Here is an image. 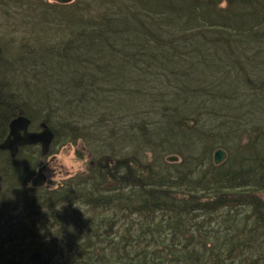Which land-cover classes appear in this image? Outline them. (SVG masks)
Segmentation results:
<instances>
[{"label": "trees", "instance_id": "1", "mask_svg": "<svg viewBox=\"0 0 264 264\" xmlns=\"http://www.w3.org/2000/svg\"><path fill=\"white\" fill-rule=\"evenodd\" d=\"M39 1L70 36L47 45L39 26L11 63L0 41V142L22 114L47 122L51 153L89 140L105 159L35 187L39 148L0 150V264H28L33 250L46 264H264V0H102L86 23L72 4ZM112 57L143 67L144 111L126 106L133 81L110 79L112 96L103 86ZM246 81L256 95L238 92ZM233 114L243 144L222 134L235 137ZM103 123L109 137L95 136ZM225 144L214 164L209 149Z\"/></svg>", "mask_w": 264, "mask_h": 264}, {"label": "rangeland", "instance_id": "2", "mask_svg": "<svg viewBox=\"0 0 264 264\" xmlns=\"http://www.w3.org/2000/svg\"><path fill=\"white\" fill-rule=\"evenodd\" d=\"M46 1H47V6H45V9H47L49 7L48 3H56L53 0H46ZM101 1L102 0H72V2L67 3V4H72L73 7H68V9H64V11L70 13V12L80 11L82 9L81 12H79V13L76 12V14L79 15V17H80L79 21H81V23H86L93 16H96L97 14L101 15L103 13L104 9L102 8V4L100 3ZM119 1L120 0H113V2H115L116 5ZM2 3L7 4L5 6L7 11H4L2 9ZM106 3L110 7H112V5H113L110 2V0H106ZM34 4L40 5V1L39 0H18V1L0 0V41L5 45V55H6V58H9L10 63L13 62V55L9 53V49H10V51L15 49L16 42H19L20 40L28 39V36H30V32L34 29H39V26H40V29L42 30V35L44 37L43 40L47 43V45L55 44L57 46H60L59 48H61L65 44V41L67 40V38L70 36V34H69V31H71L70 27L67 24H64L63 22L58 21V19H61V17L57 16L56 12L52 11V12H49L47 14L42 15L40 10H38V12H37ZM58 4H60V3H58ZM122 4H123V1H122ZM87 9L90 10V13L85 12V10H87ZM112 10H114V8H112ZM64 11L62 10L61 13L63 14ZM115 12H117V9H115ZM49 19H52V20H49ZM36 21H37V23H36ZM48 21L52 22V24H48L47 23ZM23 37H25V38L22 39ZM13 52H15V51H13ZM110 61L112 62V65L108 66V69L100 74V76H102L103 86L105 84L107 85L109 92L112 96L111 88H110V86H111L110 79L118 80V77H119V78H123V79L127 80V82L133 81V83H130L127 86L130 88H133V89H137L138 91H136L135 93L131 92L132 96L130 98H128L131 103H130V105L126 104V106L130 107L134 111H144L143 106H135L138 104V102L143 97V95H140V93L146 92L144 90V87L142 86V79L144 77L141 79L143 73H141L140 68H143V67H140V66L134 67L132 64H128V63H126V65H124L125 66L124 67L121 65L122 60H120V58L116 59V58L112 57L110 59ZM253 63L255 65H259L260 67L263 66V62L260 60H255ZM249 69H251V66H249ZM136 80H138V81H136ZM15 81L17 82L16 79H15ZM155 83H157V80H155ZM228 85L232 86L230 83ZM252 87H253L252 84L247 83V81H246L242 85V87L241 86L239 87L238 92H241L242 95H246L244 92L247 90L250 93L256 95L257 94L256 91L251 90ZM123 93L125 94L124 91H123ZM148 96H150V95H148ZM248 98H249V96H248ZM126 102L128 103V101H126ZM149 102H150V100L147 102L146 106L149 105ZM244 105H245V108L249 107L248 104H244ZM125 113L127 115L129 114L127 109L125 110ZM114 117L119 118L117 114ZM227 120H228V123L230 124L229 130L236 131L235 137L230 135L228 132H222V134L225 135L227 139L234 142L235 144H243L246 139L243 136H241V137L238 136V133H240L242 131V126L240 125V123L236 119L235 115L233 114L232 116H229L227 118ZM38 122L39 121H37L34 124V126L31 125L30 129L31 130H38V128H39ZM91 130L94 132L95 136L109 137V133H108L109 127L104 123L102 124V126L91 127ZM176 135L178 138L177 133H176ZM178 139L181 140L180 138H178ZM68 142L69 141H65V142L63 141V142L58 143V145L55 147V149L52 153L56 152L59 147L63 146L64 144H66ZM76 142H79V144L83 148V154L87 155L89 160H90L87 172L82 174V175H85V174L89 173V166H92L95 163L94 161L99 160V159H105L104 158L105 154L102 152H100V153L94 152L93 153V147L96 146V143H90L89 140L87 142L85 140H79L78 139ZM115 144H117L119 146L120 143H118V141H116ZM115 144H112V146L114 148L118 149V146H116ZM37 147L39 148V146H37ZM212 147L209 149V154L211 155V159H212L213 163L214 164L222 163L226 159V157L229 153V147L227 146V144H225L224 147H213V148ZM219 149H221L225 152V156L219 163H215L214 162V154ZM39 151H40V148H39ZM52 153L50 151L49 152L47 151V153L42 155V156L46 157ZM40 155H41V153H40ZM169 156H172L173 158L171 160H168L167 157H169ZM45 157H43V158H45ZM165 160L168 163L177 164L180 162L181 158L177 152L170 151V153L167 152V154L165 156ZM41 166L43 167V173H44V176L46 179L45 184L43 186H47L48 188L57 187V185L59 183L56 185L52 184V181L48 178V176H50L52 173L47 168V165L42 160H41ZM45 173H47L48 175H46ZM65 178H67V176L64 177L63 179H65ZM259 195L264 199V192L260 193ZM34 251L35 250H33L32 252H34ZM32 252L30 253L28 264H30V258H31ZM46 262H47V260H46ZM44 264H46V263H44Z\"/></svg>", "mask_w": 264, "mask_h": 264}, {"label": "water", "instance_id": "3", "mask_svg": "<svg viewBox=\"0 0 264 264\" xmlns=\"http://www.w3.org/2000/svg\"><path fill=\"white\" fill-rule=\"evenodd\" d=\"M56 3L67 4L72 2V0H53ZM30 120L28 117L18 114L15 118L10 120L8 123V132L6 137L0 142V149L8 150L11 157H14L18 148L24 145L39 144L40 152L42 155L46 154L49 150V145L54 137V133L46 124V122H41L40 131L28 130ZM225 156V152L221 149L217 150L214 154V162L219 163ZM173 157H167L171 160ZM33 186H42L45 183V176L41 168L36 173V176L31 180ZM47 256L39 251L35 250L31 254L30 264H44L46 263Z\"/></svg>", "mask_w": 264, "mask_h": 264}, {"label": "clouds", "instance_id": "4", "mask_svg": "<svg viewBox=\"0 0 264 264\" xmlns=\"http://www.w3.org/2000/svg\"><path fill=\"white\" fill-rule=\"evenodd\" d=\"M42 161L52 173L48 178L53 185L58 184L66 176L74 177L86 173L90 163L88 156L83 154V148L79 142L73 143L71 141L43 158ZM36 171L38 172L39 168Z\"/></svg>", "mask_w": 264, "mask_h": 264}, {"label": "flooded vegetation", "instance_id": "5", "mask_svg": "<svg viewBox=\"0 0 264 264\" xmlns=\"http://www.w3.org/2000/svg\"><path fill=\"white\" fill-rule=\"evenodd\" d=\"M35 174H36V172H35ZM34 176H35V175H34ZM34 176H33V177H34Z\"/></svg>", "mask_w": 264, "mask_h": 264}]
</instances>
